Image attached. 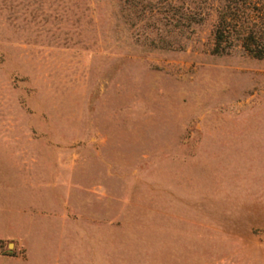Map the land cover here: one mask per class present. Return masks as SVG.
<instances>
[{"label": "rangeland", "instance_id": "rangeland-1", "mask_svg": "<svg viewBox=\"0 0 264 264\" xmlns=\"http://www.w3.org/2000/svg\"><path fill=\"white\" fill-rule=\"evenodd\" d=\"M189 0H0V264H264V59Z\"/></svg>", "mask_w": 264, "mask_h": 264}, {"label": "trees", "instance_id": "trees-1", "mask_svg": "<svg viewBox=\"0 0 264 264\" xmlns=\"http://www.w3.org/2000/svg\"><path fill=\"white\" fill-rule=\"evenodd\" d=\"M189 19L212 18L214 52L232 45L256 59H264V0H189Z\"/></svg>", "mask_w": 264, "mask_h": 264}]
</instances>
